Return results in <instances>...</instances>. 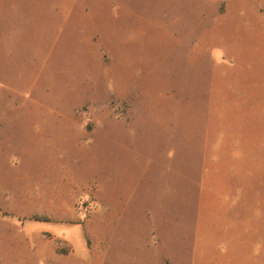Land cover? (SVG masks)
Wrapping results in <instances>:
<instances>
[{"label": "rangeland", "instance_id": "obj_1", "mask_svg": "<svg viewBox=\"0 0 264 264\" xmlns=\"http://www.w3.org/2000/svg\"><path fill=\"white\" fill-rule=\"evenodd\" d=\"M227 210L264 231V0H0V264H194Z\"/></svg>", "mask_w": 264, "mask_h": 264}, {"label": "crops", "instance_id": "obj_2", "mask_svg": "<svg viewBox=\"0 0 264 264\" xmlns=\"http://www.w3.org/2000/svg\"><path fill=\"white\" fill-rule=\"evenodd\" d=\"M229 144L228 141L225 144H217L213 149L214 152L221 154L218 156V161L224 163L225 167L221 171H215L212 165L203 174L204 186L205 183L210 185L219 180V184L224 186L227 193L231 182H235L236 179L233 166L236 159V146ZM222 212L224 220L221 224L210 222L204 212L199 216L195 235L194 264H249L251 262L264 264V231L252 226L236 225L232 220L230 223V218L233 219L236 215L230 216L229 210ZM256 243L261 247L258 254L253 251Z\"/></svg>", "mask_w": 264, "mask_h": 264}]
</instances>
